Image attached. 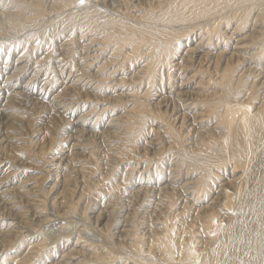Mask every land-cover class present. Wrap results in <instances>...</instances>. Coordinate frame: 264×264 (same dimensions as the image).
<instances>
[{
	"label": "bare ground",
	"instance_id": "1",
	"mask_svg": "<svg viewBox=\"0 0 264 264\" xmlns=\"http://www.w3.org/2000/svg\"><path fill=\"white\" fill-rule=\"evenodd\" d=\"M29 2L32 6H41V0ZM76 2L78 0H52L48 12L61 15L67 9L75 8ZM86 4L75 13L73 9L64 14L63 21L73 19L72 22L79 23L80 38L86 35L87 40L82 47L85 51L81 57L83 66L80 77L71 86L66 84L62 92L60 90L57 97L61 100L56 101L57 104L53 101L55 105L48 103V106L52 105L49 107L52 109L51 113L62 115V111H59L61 107H65L63 112H68L72 105L74 108L80 102L81 88H92L91 80L101 79L99 73L105 74L104 82L95 80V88H92L96 99L104 103L110 102L106 106L114 104L113 111L124 101L132 104L127 114L123 112L124 115H120L114 124L112 114L109 119L111 125H107L102 132L84 128L90 125L88 117L91 114L83 109L78 124L72 125V137L75 139L72 147L79 146L81 152L74 149L67 156L61 154L55 159L52 155L46 159H50V166L66 170L60 185L61 191L57 194L64 197L62 203L67 209H76L90 186L85 179L89 168L82 162L86 158H92L99 150L107 155L105 165L114 164L113 167L106 166L108 169L102 178L103 182L106 181L104 179H107L106 182L115 179L117 166L124 160V155L137 160L138 165L145 161L142 165L143 172L149 169L150 163L155 165L151 169L153 172L160 167L158 163L165 164L169 160L172 163L168 166L176 167L172 169L175 171H168L170 181L166 185L155 179L149 182V178L146 181L144 176L141 178L142 175H137L139 183L132 181V190L121 195V200L124 198L123 203H126L123 206L128 210L123 216L122 213L118 214L121 218L114 213L117 208H121V196L114 190L110 193L111 202L119 199V202L115 201L118 204L109 211L106 228L102 227L106 229L110 244L96 245L89 253V258L99 262L98 264H264V0H86ZM43 10L42 13L29 17L20 12L10 19L3 17L0 19V35L8 34L13 29L16 32L12 35L20 33L32 22L30 19L34 20V16L46 17ZM92 43L94 45L91 46ZM102 54L103 60L98 62L96 59ZM94 63L99 64L91 66ZM89 68H94L98 75L95 72L91 74ZM118 69L125 76L117 78L115 72L118 73ZM23 70L24 66L17 64L13 74L6 77L7 83L14 78L18 80L17 75ZM127 75L131 76L127 79ZM83 76L92 78L87 82L82 79ZM112 78L117 80L118 83L115 84L119 88L122 86L118 84L128 83L130 93L119 97L123 92L115 95L113 89V96L103 93L100 95L103 90L100 93L97 90ZM138 81H144L145 91L138 88ZM164 82L166 91L162 90ZM109 85H105V89ZM10 92L3 89L2 93L8 94L4 102L7 101L8 106L16 103V107H13L18 109L13 112L16 114L22 108L19 98L25 94ZM89 92L84 95L86 99L92 98V93ZM73 95L79 96L77 102ZM20 99L22 102L23 97ZM39 102L41 105L45 104L43 101ZM31 104L33 103L25 106ZM94 106L98 108L99 105ZM5 107L8 108L7 105ZM1 113L0 129L3 132L13 129L14 122H8V125L4 124L7 121H1L5 117L14 118L13 115L9 114L10 117ZM143 122L148 123L149 128H155L152 123H158L159 126L156 127V134L146 140V146L140 148L138 139L143 133L138 129L135 138L127 139V135L135 129V124ZM6 137L5 140L0 139V144L3 142L0 148H13V143L18 144L17 148L20 147L21 143L17 142L14 134ZM90 138V142L96 147V153L91 150L86 154L84 149ZM111 139L120 144H110L113 142ZM11 140L15 142L9 143ZM153 146L159 147L152 150ZM168 148H173V157L166 159L164 163L162 156ZM134 151L139 154L135 156ZM75 155L78 158L72 165V157ZM76 162L80 169L75 168ZM74 170L85 179L84 187H79L75 176L68 177V172ZM57 173L58 176L61 174ZM128 176L129 174L124 173L123 178ZM6 180L8 179L5 177L0 178V184L7 182ZM81 187V192L79 189L76 196L77 189ZM112 188L113 182L108 189ZM36 191L38 190L33 188L30 192L34 195ZM13 192L0 191L1 204L4 209L10 210L3 212V218L15 229L5 228L6 230L1 231L5 239L0 241V249L13 240L12 236L32 238L29 218L22 220L29 211L40 214H37V226L50 223L47 215L41 216L45 212V199L41 196H28L29 193L23 200L22 195ZM22 192L19 190L18 194ZM69 197L70 200H67ZM52 204L55 206V201ZM39 205L44 210H39ZM152 206L154 208H150ZM86 210L87 206L82 213ZM104 213L105 209L99 216L104 217ZM124 221L125 229L120 231L121 234L115 230L110 232L111 225L114 224V229H119ZM70 236L68 234L67 238H71ZM79 244L77 242L76 246ZM44 245V242L34 244L17 259L21 264H31L33 259L40 256ZM113 246L123 249L125 255L113 254L109 249ZM75 247L67 253L66 250L63 252L65 258L72 259L76 253L86 251L82 249L85 245L80 249ZM4 250L6 253L7 250ZM87 259L86 257L85 260ZM63 262L58 264H66Z\"/></svg>",
	"mask_w": 264,
	"mask_h": 264
},
{
	"label": "rangeland",
	"instance_id": "2",
	"mask_svg": "<svg viewBox=\"0 0 264 264\" xmlns=\"http://www.w3.org/2000/svg\"><path fill=\"white\" fill-rule=\"evenodd\" d=\"M29 1L31 0H0V19H3V17L10 19L12 15L17 14L19 12L20 14L26 13L27 17H29V15H37L38 13H42L43 10L42 8H44L43 10L45 12L44 15H46V17H42L41 15H40L41 17L34 16V20L30 19V21L32 22L27 24L26 27L16 35H12L15 34L16 32V30L14 29L8 32V34L2 33L0 35V83H1L0 94L3 92L4 88H6L7 93L10 91H11L10 93L19 91L25 94V96L22 95L20 96V98L23 97V99L25 100L22 99V102H20L21 99L19 98V103L21 104L20 106L22 108L19 109V111H17L16 114L13 113L16 112L14 110H18L16 108L15 109L13 108L16 107L14 106L16 105V103L14 104L11 103V106L10 105L8 106V104L6 103L7 101L4 102L6 100L5 96H8V94L2 93V96L0 98V113L2 112L1 115L5 114L10 117L11 115H13L14 117L10 119L5 117L1 121H7L4 122V124L9 125L8 122H14L15 126L17 125V127L13 126L14 127L13 129L6 130L5 132H3V130L0 129V139L5 140L7 139L6 137L7 135L14 134V137H16L17 142L21 143V144L19 143L20 147L18 146L17 148L18 144L13 143L15 141L11 140L9 143H13L15 147L12 148V146H9L8 148H5L6 150L0 148V178L5 177V179H8L6 180L7 182L0 184V191L4 192L8 190H13L14 191L13 193L17 195H22L23 200H24V196H27L29 193L30 194L28 196H33L34 198H40L41 196V198L45 199L43 205H46L45 212L41 214V216L47 215L50 218V223H48L47 225L37 226V221L39 219L38 216L40 214L39 213H37L39 215L35 214L34 213L35 211H31V212L29 211L28 213H26V216L22 218V220L26 221L29 218L28 223L31 225V229L33 231L31 234L32 238L29 237L17 238L12 236L13 240L8 241L6 246L1 248L2 250L0 249V264H5V263L21 264V261L17 258L20 255H22L23 252L26 251V249L29 250L30 247L34 246V244H38L42 242L45 243V245L42 248L43 251H41L39 257L37 256L35 259H33L31 264H58V263H62L63 261L66 262V264H98L99 262L96 263L94 260L89 258V253L91 254V252L93 251L96 245H105L106 243L110 244L109 242L110 239L108 238V234L105 231L106 229L104 230L103 228L104 227L106 228V224L109 218L107 216H110L109 211L112 210L116 206V204H118L115 203V201L118 200L117 202H119L120 199V204L122 203L120 208L121 210L117 208L119 211L116 210V212H114L115 214H117L116 217L121 218V215L118 214L122 213L123 216L128 211L123 206L126 203H123L124 198L123 200H121L122 196H124L125 194L129 193L132 190V185H131L132 181L137 182V184L139 183L140 178L137 176L139 174L142 175L141 178L145 177L144 179H146V181L150 178L149 182L151 179L152 180L155 179L156 182L162 183V185L163 184L166 185L167 183L169 184L170 173H168V171L170 172L172 169H175L176 167L170 168L168 165L172 162L169 160L167 163H165V160L169 159L170 157H173L171 156L172 154L171 152H173V148H168L166 154L162 156V158L164 157L165 164L158 163V167L160 166L159 167L160 169L157 168L156 170L157 172L155 170H153L152 172L151 169L155 167V165L154 164L152 165V163H150V167L149 169H147L148 171L146 170L147 173L143 172L144 169L142 165L145 164V161L139 162L138 165L137 160H135L131 156L124 155L125 156L124 160L120 162L119 164L120 166L119 165L117 166L118 170L116 169V173L114 176L115 179L112 178L113 180L111 182H106L107 179H104L106 181L103 182L102 178L106 175L105 171L108 169L106 166L113 167L114 164L105 165L106 164L105 162L107 160L106 159L107 155H105L104 151L101 152L102 150H99L96 153V149H95L96 147H94L93 144L90 142L91 141L90 138L87 141L88 144L85 146L87 148L84 149V151H86L87 152L86 154H88L91 150H94L96 154H94L92 158L88 160H86L87 159L86 158L82 162V164L86 166L88 165L87 168H89V174L85 178L86 180H88V183L90 185L89 189L86 190L87 192L85 191L86 194L82 196L78 204L76 203L77 204L76 209L75 208L67 209V207H65V204L62 203L64 197L61 196V194H57V193L61 191L60 185L62 183L63 174L66 172V170L61 168L56 169L55 165L50 166L51 165L49 164L50 159L46 160L47 156L49 157L53 155L52 158L57 159L61 154L67 156V154H69L70 151L74 149H76V151L78 152H81V150H79L80 149L79 146L76 147L74 146V148L72 147V144H74V140H75L72 137V135L74 134V129H73L74 126L72 125L78 124L77 121L79 119V115L82 113L84 108H85L84 109L85 112L87 111L89 112V114H91L88 117L90 125H86L84 128H86V130H90L92 128L93 131L95 132H97L98 130H99L98 132H102L106 129L107 125L110 124L109 119L111 118L112 114H113L112 119H114L112 123L114 124L116 123L115 121H117V118L123 114V112H125L124 114H127V111L129 108H131L132 103L124 101L120 103L119 104L120 106H118L117 109L115 108V110L113 111L114 104L113 105L110 104L109 106H106L108 102L104 103V101L96 99V97L93 96L94 89L92 88H95L94 87L95 86L94 83L96 82L95 80L98 81L101 80L104 82L103 75L105 74V73L104 74L99 73L101 79H95V80L93 79L94 81L91 80L92 77H88V76L82 77V79H85V81L87 82L91 80L90 85L92 84L93 87L88 88L89 87L88 86L85 88L83 87L81 88L82 93L81 95H79L80 96L79 103L77 102L78 101L77 97L79 96L73 95L75 96V99L74 98L73 99L75 100V102H77V104L74 103L76 108L75 107L73 108L72 105V107L68 109L69 110L68 112H63V108L65 109V107H61L59 111H62L63 113L62 115L59 114L55 115L54 112L51 113L52 109H50L49 107H52V105L48 106V103L54 104L53 102H55V104H57L56 101L61 100L57 97V95H59L60 93V90L62 92L66 84L67 86H71L73 84L72 82H74L76 79L80 77L79 74L80 69H82L83 66L81 57L83 56L82 53H84L85 51L82 47L85 45L87 40L86 35H84L83 38H80L81 30L79 27L80 26L79 23L72 22L73 19L72 20L68 19L63 21L64 14H66V11L68 13L73 9H74L73 12L75 13V11L80 10L81 8L85 7L87 4L85 3V5L81 6L79 5L78 2H76L75 8H69L61 15H58L60 13L56 12V14L55 13L53 14V12H48L49 11L48 8L51 5L52 0H41L40 7L32 6ZM88 5H91V3H89ZM46 8H47V12H46ZM54 17H56L57 19ZM36 20H38V22H36ZM34 21L35 23H33ZM92 45H94V43H92L91 46ZM103 56L104 54H102L96 60L98 62L101 60L100 62H102ZM119 59H121V57ZM128 63L129 62L127 61V64ZM17 64L18 66L20 65L24 66V70L19 74V76L17 75L18 78L15 76L18 80H14L15 78L14 79L11 78L12 80H9L8 81L9 84H8L5 79L7 76L13 74ZM98 64L99 63L97 64L94 63L91 66L93 65L97 66ZM93 69L94 68H89L88 71L91 72V74H95L96 72ZM120 69H123V67H120ZM124 71L127 72L128 69L127 71L126 70ZM117 72L118 73L115 72V76L117 78L125 76L123 74L121 75L122 72H119V69ZM96 74L98 75V73ZM21 75L22 77H20ZM130 76L127 75L126 76L127 79ZM20 78H24V79L21 80ZM20 80L21 82H19ZM108 83L111 86L109 85V88L106 87L105 89V85L107 86ZM115 83L116 84L118 83L117 80H114L113 78L109 79L106 83H104L103 85L104 87L101 86L100 89L97 90L98 93L101 92L100 90H103L100 95L107 94L109 96H113L112 94L116 93L115 95H117V93L123 92L121 94L122 96L119 97H123L127 93H130L128 91L129 89L128 83L127 85L118 84L121 85L122 88L116 86ZM81 84H79L78 86L80 87ZM144 84H145L144 81L143 82L138 81L136 83L138 88L140 87L139 89L141 91H145L146 89L145 87L146 85ZM24 85H26L25 88ZM171 85L170 88L173 89ZM165 86H166V82L163 83V87H164L162 89L163 91L167 90L166 89L167 87ZM130 87L132 88V86ZM86 88H88V90ZM113 89L115 90V93H113L114 92ZM85 90L90 91L89 93H92L91 95L93 99L92 98L86 99L84 95H86L87 91ZM158 90L160 91L161 89ZM162 90L160 92H162ZM62 97L63 96H61V98ZM27 99H29L30 101L29 100L26 101ZM73 99L71 98V100ZM39 100L43 101L45 104L41 105V102H39ZM23 101L24 104H22ZM27 102L28 103L31 102L33 104L29 106H25L28 104ZM94 104L99 105L98 108H94L95 107ZM5 105H7L8 108H6ZM85 105L86 107H84ZM91 107H93L94 109L91 110L92 109ZM100 107L103 109H100ZM87 108L88 110H86ZM7 109H9L10 112H8L9 110ZM5 110L6 112H3ZM72 111L74 114H72ZM140 124L141 123L135 124L136 126L134 127L135 129L131 130L132 132L129 131L130 133L127 135L128 137L127 139H130V137L135 138L134 135L136 136V132H137L136 130L139 129L143 134L142 136H140V138L141 137L142 138L138 139L139 140L138 142L139 145H141L140 148H144V146H146V142H147L146 140H148L149 138L153 137L156 134L157 132L156 127L159 125L158 123H152L155 128L153 127L149 128L148 123L143 122L141 125ZM93 125H95V127H97L98 129L95 127H91ZM161 130H163V128H161ZM52 137H54L53 140ZM111 141H113L110 143L112 145L120 144L118 143L119 141L115 142L114 139H111ZM1 144H3V142ZM159 146H153L152 150H156ZM42 150L44 152L41 153ZM133 153L134 155L137 153L139 154V152L136 151H134ZM95 155H97L96 158ZM76 158H78L76 155L72 157V161H73L72 165H74V160ZM80 158L84 159V156L82 157V155H80ZM80 161L78 162L81 163ZM78 162H76L77 163V166H75L76 169L77 168L80 169ZM173 171L175 170H172V172ZM57 172H60L61 174L58 176ZM155 172L157 174H155ZM68 173H69L68 177L70 175L73 177L75 176L74 178L76 179V182H79V187L81 185H83L84 187L85 179L82 176L77 175L78 172H75L74 170ZM124 173L129 174V176L127 178H123ZM148 174L150 175L148 176ZM9 179H11V181H9ZM182 179L183 178L181 177V180ZM144 181L145 180H142V182ZM146 181L144 183H147ZM112 182H113V188L108 189L109 185L112 184ZM83 187L77 189V192L75 194L76 196L78 195V190L80 189L79 191L81 192ZM33 188H36L38 190L36 191L37 192L36 194L37 195L39 194V197L36 194L33 195V193L30 192L33 191ZM19 190H22L23 192L18 194ZM113 190L116 192V194H120V196L121 195L122 196L119 199H115L114 202H111L112 199L110 193ZM67 200H70V197ZM53 201H55V206L52 204ZM85 206H87V210L83 214L82 211ZM39 208H40L39 210H42L43 206L39 205ZM150 208H154V207L152 206ZM104 209H105V213L103 215L104 217L99 216V214ZM64 210L66 211L64 212ZM3 212L5 213L10 212V210L4 209V205L1 204V199H0V236H3L1 234V231H4L9 228L15 230L13 229L14 227H12L8 223L9 221L3 218L2 215ZM105 214L107 215L105 216ZM122 218L124 219V217ZM122 223L123 224L119 225V229H114L115 227L114 224L111 225L110 226L111 231L110 230L109 231L110 232L118 231L121 234L120 231L125 229L124 226L126 222L124 221ZM142 223H144V220H142ZM6 233L8 232L6 231ZM68 234L71 235L70 236L71 238H67ZM3 238L5 239V237L3 236L2 238H0V241ZM114 239L116 240V238ZM31 242L33 243L32 245L30 244ZM77 242H79L81 245L79 244L76 246ZM89 244H91V246H89ZM82 245H85V248H82ZM0 246L2 247L1 242H0ZM72 247L73 248L75 247L76 249L82 248L84 251L85 250L86 251L84 253L81 252H79L78 254L76 253L74 255V258L72 259H70L69 257L65 258L63 252L66 250L65 253H67L68 250L73 249ZM9 248L11 249L7 250ZM3 249H5L4 251L7 250L6 253L3 252ZM109 249H111L112 253L115 254L116 256L125 255V253H123L124 252L123 249L121 248H117L113 246L112 248L109 247ZM84 257L85 258L87 257L88 259L85 260ZM83 261H87V263H83Z\"/></svg>",
	"mask_w": 264,
	"mask_h": 264
},
{
	"label": "snow or ice",
	"instance_id": "3",
	"mask_svg": "<svg viewBox=\"0 0 264 264\" xmlns=\"http://www.w3.org/2000/svg\"><path fill=\"white\" fill-rule=\"evenodd\" d=\"M79 5L83 6L86 3V0H78ZM215 233H213L214 235Z\"/></svg>",
	"mask_w": 264,
	"mask_h": 264
}]
</instances>
